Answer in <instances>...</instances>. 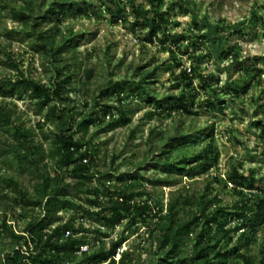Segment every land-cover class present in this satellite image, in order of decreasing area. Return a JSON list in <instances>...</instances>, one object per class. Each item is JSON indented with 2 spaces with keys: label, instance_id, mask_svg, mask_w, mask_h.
<instances>
[{
  "label": "rangeland",
  "instance_id": "rangeland-1",
  "mask_svg": "<svg viewBox=\"0 0 264 264\" xmlns=\"http://www.w3.org/2000/svg\"><path fill=\"white\" fill-rule=\"evenodd\" d=\"M51 5L54 14H45ZM39 6L43 18H38ZM21 12L30 16L28 24L14 18V13ZM157 13L166 21L163 26L169 33L164 44L159 41L161 32L152 43L144 40L146 24ZM48 30L56 44L68 43L57 59L39 47L38 31ZM181 36L183 40H179ZM230 47H234L232 54L223 56L222 51ZM194 67L193 74L190 69ZM153 69L145 85L158 101H146L133 81ZM182 71L193 80L177 78ZM0 79L10 81L6 87L11 92H0V110L10 112L13 123L30 131L43 157L42 164L27 166L12 154L0 153V261L20 248L13 234H21L30 219L43 217L37 207L23 204L18 190L35 196L36 177L54 175L51 169L56 159L50 155L56 133L60 128L75 131L84 117L93 121L84 135L86 146L98 147L93 171L112 169L110 185L129 183L133 175L135 190L146 191L153 204L163 205L182 188L183 194L195 197V204L189 207L192 211L199 202L204 205L210 200L234 211L243 199L247 203L243 223L247 227L255 224L250 207L264 197V0H161L160 4L154 0H0ZM21 79H31L50 90L61 84L60 95L39 106L22 87ZM116 83H121L120 94L114 89ZM104 91L111 94H101ZM182 93L192 97L191 112L168 113L167 97ZM104 106L111 107L108 114H104ZM118 110L125 122L109 127L112 118L119 116ZM10 134L11 127H0V149L6 150L12 143ZM81 137L82 133L75 134V138ZM190 155L208 156L205 168L199 163L181 164L184 170L193 169V174H178L174 165ZM55 169L64 175L63 170ZM233 171L253 177L257 190L244 189L242 197L236 195L228 181ZM164 178L177 179L178 184L162 187L153 182ZM8 179L18 189L3 182ZM91 183L98 185L95 180ZM206 185L209 190H204ZM144 199L146 196L137 201ZM76 203L58 212V222L49 227L70 217L74 230L78 223L86 229L96 227L77 209L78 204L87 206L88 200L81 197ZM187 210L180 216L186 217ZM155 221L131 224L128 219L112 229L100 228L108 233L102 240L107 243L120 237L119 248L131 252L139 264H157V258L151 256L155 246L147 240ZM240 224L234 221L230 226ZM241 234L242 230L233 233L228 247L236 245ZM86 235L94 245L100 242L99 236ZM194 236L187 240L183 254H188ZM246 236L248 245L240 246L239 257L230 264H245L247 257L258 264L264 256V220ZM207 237L216 242L220 234L212 230Z\"/></svg>",
  "mask_w": 264,
  "mask_h": 264
},
{
  "label": "trees",
  "instance_id": "trees-1",
  "mask_svg": "<svg viewBox=\"0 0 264 264\" xmlns=\"http://www.w3.org/2000/svg\"><path fill=\"white\" fill-rule=\"evenodd\" d=\"M154 1L161 3V0ZM38 8V18H43L41 16L42 8L40 6ZM26 10H28V6H26ZM54 12V7L51 5L47 8L45 14L53 15ZM13 16L22 24H28L30 18L24 12L14 13ZM34 19L36 20L37 17ZM165 22L161 14H155L146 24L148 31L144 40L152 43L158 33L161 32L162 38L159 41L164 44L169 35L166 27L163 26ZM37 23L35 21V30H38ZM38 32L37 40L40 49L57 59L68 43L65 41L63 44H56L54 36L49 34V30ZM183 39L184 36H181L179 40ZM233 48L230 47L227 51H222L221 54L223 56L231 55ZM14 66L16 68L17 65ZM154 69L141 73L138 79L133 81L135 89L141 92V95H144L146 101H158L150 95L145 85L146 80H149L154 74ZM58 71L60 74L62 68ZM190 71L194 74L196 68L194 67ZM177 78L185 81L193 80V77L186 74L185 71L180 72ZM255 78L253 77V79ZM65 81L66 79L62 82ZM9 82V80L0 79V92L2 94H11L6 87ZM203 82L209 86L204 78ZM20 84L26 91H29L31 99L35 100L39 106L47 105L54 96L59 97L60 95L61 84L55 90H50L47 86L31 79H21ZM114 89L118 91L117 94H120L122 90L121 83H116ZM101 94L110 95L111 93L104 91ZM191 98L185 93L170 95L167 97L168 106L166 110L168 113L188 114L192 110ZM207 104L212 107L210 102ZM103 108L104 114H108V110L111 109L110 106H104ZM117 112H119V116L112 118L109 127H114L119 122H125L121 110ZM87 118L84 117L75 125V131L72 128H69L68 131L60 128L55 135V148L50 156H54L56 159L54 166L63 170L64 175L55 172L54 166L51 169L54 174L52 177L48 176L47 173L42 176L38 175L33 184L34 195L37 197L31 196L23 190H18L23 204L37 207L40 213H43V217L30 219L21 234H13L20 248L4 255L0 264H139L129 251H122L119 258L115 259L117 249L122 242L120 237L109 240L107 243L102 240V238L106 239L108 237V233L101 231L100 227L112 229L128 219L131 224L136 222L146 224L149 219L156 220L154 226L147 231V240L155 246L151 256L157 258V264H230L232 259L239 257L240 246L246 247L249 243L246 234L256 231V227L264 220V197H260L250 207L251 213L255 214V224L253 223L250 227H247L245 222L243 223L246 217L244 209L247 204L243 199H240L242 206L238 208L235 205L233 207L234 211L213 204L211 200L204 203V205L199 202L197 209L192 211L189 210V207L195 204V197L183 194L186 191L182 188L175 190V195L171 196L167 203L163 205L162 203L153 204L151 195L146 191H136L133 175L130 176L129 183L123 182L120 185H110L109 180L113 177L112 169L104 172L93 171L98 156V147L87 148V142L84 141L88 126L93 122ZM98 122L101 123L102 121ZM0 127H11L10 139L12 141L11 144H8L6 150L0 149V153L7 156L12 154L16 157L18 163L27 164V166L42 164L43 157L40 155V147L34 144L30 131L25 130L19 124L13 123L10 112L0 110ZM77 132L82 133L81 138H75ZM82 148H84V151H82ZM83 159L86 160L85 163L82 162ZM206 160H208V156L190 155L183 158L174 167L180 175L184 171L186 175H191L193 169L184 170L183 167H180L181 164L188 166L199 163L204 165L205 168ZM114 161L115 157H112L111 163ZM25 170L26 167L23 168L24 172ZM120 177L121 175L117 179L120 180ZM92 180H95L98 185H92ZM228 181L232 184L234 193L239 197H242V190L244 189L257 190L253 177L242 176L235 171L228 176ZM3 182L11 185L13 189H18L16 183L11 179ZM153 182L162 187L178 184L177 179L168 180L167 178L156 179ZM209 188V185H206L204 190H209ZM143 196H146V199L137 201L138 198ZM81 197L88 200V205L78 204L77 209L96 227L86 229L82 223H78V230H74V219L72 217L63 224L58 223L52 228L49 227L58 222V212L74 206ZM90 206H93L94 209L92 210ZM187 207V216L181 217L180 212ZM209 208L212 209L209 210ZM163 211L164 213H162ZM234 221H240L242 224L234 227L230 226ZM3 226L5 225L3 224ZM245 228L248 229V232H245ZM197 229L201 230L198 234H196ZM212 230L220 234L216 242L207 237L208 232ZM239 230H242V234L236 239V245L228 247V242L232 238L231 235ZM66 231H69L70 235L65 237L64 233ZM86 233L99 236L100 242L98 246H91L88 252L76 255L75 252L81 244H90L91 242L88 240ZM192 236L195 237L193 244L190 246L188 254L185 255L183 253L185 252L187 240ZM252 262V258L247 257L245 259V264H252ZM258 264H264V256L259 259Z\"/></svg>",
  "mask_w": 264,
  "mask_h": 264
},
{
  "label": "built area",
  "instance_id": "built-area-1",
  "mask_svg": "<svg viewBox=\"0 0 264 264\" xmlns=\"http://www.w3.org/2000/svg\"><path fill=\"white\" fill-rule=\"evenodd\" d=\"M82 162L85 163L86 160L83 159ZM81 220H82V219H81ZM100 228L103 229V227H100ZM68 235H70V232H69V231H66V232L64 233V236L66 237V236H68ZM95 243H96V245H94V242H93V241L90 242V244H93L94 246H98V241H96ZM90 244H81V245L79 246V249L75 252V254H76V255H79V254H81L82 252H88V251L91 249ZM121 252H122V249L118 248V249H117V252H116V254H115V259H116V260L119 258V255H120Z\"/></svg>",
  "mask_w": 264,
  "mask_h": 264
}]
</instances>
